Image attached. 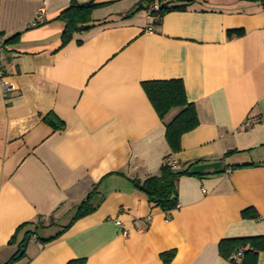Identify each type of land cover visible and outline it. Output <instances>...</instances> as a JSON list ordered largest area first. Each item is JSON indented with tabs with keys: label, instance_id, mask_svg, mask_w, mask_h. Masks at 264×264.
I'll return each mask as SVG.
<instances>
[{
	"label": "crops",
	"instance_id": "0c3cea01",
	"mask_svg": "<svg viewBox=\"0 0 264 264\" xmlns=\"http://www.w3.org/2000/svg\"><path fill=\"white\" fill-rule=\"evenodd\" d=\"M71 1L0 0V37L17 35L0 56L14 86L0 88V264L16 252V228L38 216L12 264H163L169 250L170 264H232L220 240L264 235V7L195 0L158 19L129 14L138 0H75L98 6L62 45L56 16ZM168 79L182 81L198 119L177 152L165 137L177 109L161 120L141 85ZM165 159L187 169L170 211L129 181L157 175ZM88 196L91 213L40 241ZM246 208L258 218H242Z\"/></svg>",
	"mask_w": 264,
	"mask_h": 264
},
{
	"label": "trees",
	"instance_id": "16d2710c",
	"mask_svg": "<svg viewBox=\"0 0 264 264\" xmlns=\"http://www.w3.org/2000/svg\"><path fill=\"white\" fill-rule=\"evenodd\" d=\"M195 0H138L134 10L129 14L139 10H147L150 15L162 18L164 14L170 11H182L192 4ZM258 2L264 7V0H243ZM156 5L157 9H153ZM98 5L88 2L78 4L72 0L70 4L63 9L56 19L64 23V29L61 33L62 45L66 44L75 32L88 30L91 25V12ZM243 34L242 29L228 30L227 36H240ZM17 35L7 38L5 42L14 41ZM142 88L156 111L158 117L164 120L166 115L172 110L177 109L175 115L165 123V137L168 146L172 152H177L180 149L181 136L194 129L198 124L197 114L192 103L188 102L184 92V86L180 79L168 80H151L141 83ZM44 121L53 129L63 127V122L54 114L49 113L44 117ZM187 173V169L182 171L174 170L168 163V159L159 169L157 175L149 176L143 180L129 179L132 186L145 194L148 202L163 211L174 209L178 203L177 200V181L178 178ZM90 196L83 201L68 223L63 225L59 231L47 238H39L42 243L51 241L59 237L75 220L91 213L95 207L89 205ZM242 218H258V215L252 208H246L241 211ZM42 227L41 216H38L33 222H24L19 225L8 244L16 243V252L4 263L11 264L14 261L23 257H16L18 248L23 242L25 236L37 233V230ZM22 232V237L18 240V234ZM219 253L232 264H256L257 255L260 251H264V235L262 236H247L222 239L218 245ZM241 251L240 260L231 258V254ZM174 256V251L169 250L161 254L163 264H170ZM83 259L71 260L67 264H83Z\"/></svg>",
	"mask_w": 264,
	"mask_h": 264
},
{
	"label": "built area",
	"instance_id": "2783aa9c",
	"mask_svg": "<svg viewBox=\"0 0 264 264\" xmlns=\"http://www.w3.org/2000/svg\"><path fill=\"white\" fill-rule=\"evenodd\" d=\"M153 9H157V6L154 5ZM42 13H43L42 10H39L36 13L35 19H34V23H37V21L41 20ZM5 40H6V38L4 39V38L0 37V56H1V53H2V49L4 48ZM5 79H6L5 72L3 71V69H2V67L0 65V88H2L4 93L14 89V86L10 82H7ZM250 125H251L250 121H246L245 122V127H249ZM168 163L172 167L175 166V162L173 160H171V159L168 160ZM117 223H119V222H117ZM122 234L124 235L125 233L122 232ZM31 238L35 239V236H32ZM240 255H241V251L239 250V251H237L235 253H232L230 257L233 258V259H237Z\"/></svg>",
	"mask_w": 264,
	"mask_h": 264
},
{
	"label": "water",
	"instance_id": "95a60500",
	"mask_svg": "<svg viewBox=\"0 0 264 264\" xmlns=\"http://www.w3.org/2000/svg\"><path fill=\"white\" fill-rule=\"evenodd\" d=\"M29 238H30L29 235L24 237L23 242L20 244L18 248V253L16 254V257H20L24 253Z\"/></svg>",
	"mask_w": 264,
	"mask_h": 264
},
{
	"label": "rangeland",
	"instance_id": "374dc122",
	"mask_svg": "<svg viewBox=\"0 0 264 264\" xmlns=\"http://www.w3.org/2000/svg\"><path fill=\"white\" fill-rule=\"evenodd\" d=\"M174 115V114H173ZM72 215H68L66 217H64L62 220H60L59 223H61L62 225H65L70 219H71ZM55 229L58 230L59 226H55ZM39 231V230H38ZM39 233V232H38ZM12 264V263H11Z\"/></svg>",
	"mask_w": 264,
	"mask_h": 264
}]
</instances>
